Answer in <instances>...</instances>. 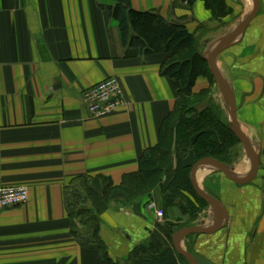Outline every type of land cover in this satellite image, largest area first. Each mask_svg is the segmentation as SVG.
Here are the masks:
<instances>
[{
    "label": "crops",
    "instance_id": "1",
    "mask_svg": "<svg viewBox=\"0 0 264 264\" xmlns=\"http://www.w3.org/2000/svg\"><path fill=\"white\" fill-rule=\"evenodd\" d=\"M225 1L232 11L218 26L200 0L190 9L179 0H129L133 11L154 12L192 34L206 26L207 52L254 9L253 0ZM115 4L0 0V185L29 192L25 205L0 213V264H107L73 235V227L83 226L67 215L65 192L82 176L103 175L118 186L137 172L176 99L161 75L165 56L125 57L118 23L103 11ZM216 67L234 99L239 130L259 157L258 168L251 182L238 185L210 165L200 167L196 182L221 203L226 219L219 231L184 236L179 245L199 264H264V0ZM110 77L121 83L126 105L94 118L82 93ZM224 165L245 180L253 162L246 155L232 169ZM144 203L113 205L100 215L98 236L114 264H131L135 250L151 243L156 226L171 224ZM219 216L207 207L200 224L190 226L213 229ZM171 245L174 250L172 238Z\"/></svg>",
    "mask_w": 264,
    "mask_h": 264
},
{
    "label": "trees",
    "instance_id": "2",
    "mask_svg": "<svg viewBox=\"0 0 264 264\" xmlns=\"http://www.w3.org/2000/svg\"><path fill=\"white\" fill-rule=\"evenodd\" d=\"M114 1L113 9L103 8V11L106 17L113 15L118 23L121 43L128 50L125 57L165 56L161 75L169 80L176 99L160 124L157 144L140 156L137 172L123 176L118 186L103 175L79 177L65 192V209L69 218L78 219L83 226V230L74 227L72 230L78 243L95 250L99 259L107 264H114L98 236L100 215L113 205L126 208L158 190L165 201L162 213L175 208L181 216L191 218L174 231L169 223L157 225V230L151 234V243L135 250V260L131 264H188L173 250L171 238L176 230L189 227L199 212L207 207L193 190L190 181L192 166L206 158L229 165L230 150L239 143L220 108L207 98L200 109L205 97L194 93L197 79L209 71L196 34L208 28L199 25L192 34L183 24L168 23L154 12L133 11L129 0ZM195 1L179 0L188 9ZM200 1L213 21L222 23L231 14L225 0ZM186 193L195 201H186L187 206L182 203Z\"/></svg>",
    "mask_w": 264,
    "mask_h": 264
},
{
    "label": "water",
    "instance_id": "3",
    "mask_svg": "<svg viewBox=\"0 0 264 264\" xmlns=\"http://www.w3.org/2000/svg\"><path fill=\"white\" fill-rule=\"evenodd\" d=\"M254 1V9L251 12V14L242 21V23L230 34H228L225 38H223L217 46L210 52L208 58H206V62L208 64V67L210 69V72L217 84L218 90L227 102L229 106V115H230V120H231V126L230 130L231 132L235 135V137L239 140L241 146L243 149L246 151L247 155L251 158L253 162V167L250 175L248 176L247 179L245 180H239L236 179L232 176L231 172L228 170L227 166H225L223 163L216 161L211 158H206L198 161L196 164L191 169L190 173V181L193 187V190L195 194L202 199L210 208H212L214 211L219 212V217H218V222L216 223V226L213 229L206 230L200 227H191V228H183L175 232L172 236V244L174 247L175 252L183 257L188 264H199L195 257H193L191 254L187 253L185 250L181 248L179 245V240L187 235H199V234H212L214 232H217L221 229V219L224 217L226 219L225 211L221 205V203L213 198L212 196L206 194L201 190V188L198 186L196 179H195V173L196 171L205 165H210L217 170H219L228 180L231 182L242 185V184H247L251 182L257 172L258 168V163H259V157L258 155L254 152L252 147L248 144V142L243 138L239 126L237 123L236 119V111H235V102L228 91L219 71L217 70L216 67V59L217 57L226 49V47L229 45L231 41H233L238 35H240L248 26L249 22L255 17L259 10V0H253Z\"/></svg>",
    "mask_w": 264,
    "mask_h": 264
},
{
    "label": "built area",
    "instance_id": "4",
    "mask_svg": "<svg viewBox=\"0 0 264 264\" xmlns=\"http://www.w3.org/2000/svg\"><path fill=\"white\" fill-rule=\"evenodd\" d=\"M82 100L88 113L94 118L107 117L119 111L126 105L121 83L117 78H107L82 93ZM29 200L26 187H3L0 185V213L25 205ZM150 211L155 212L158 218L163 216L156 205H148Z\"/></svg>",
    "mask_w": 264,
    "mask_h": 264
},
{
    "label": "rangeland",
    "instance_id": "5",
    "mask_svg": "<svg viewBox=\"0 0 264 264\" xmlns=\"http://www.w3.org/2000/svg\"><path fill=\"white\" fill-rule=\"evenodd\" d=\"M217 25L219 26L221 24L220 23L218 24V22H217ZM214 27L215 28L217 27L216 24H214ZM208 31L209 30L205 28L203 30V32L196 34V35L199 36V38H198V40H199V50H200V53L202 54L203 58H204V55H205V58L204 59L208 58V56L210 54V51L207 52L206 51L207 48H204V46H203V43H204L203 42V39L207 35ZM208 69H209V67H208ZM197 80H198V83L195 84L194 93H195V95H197V94L200 95V97H205L204 98V101L202 103H200L199 108L201 109L203 107V103L207 102V98H209L213 102V104H215L218 108H220V110L222 111V114H223L222 116L225 119V121L228 124V127L230 129L231 120H230V115H229V106H228L227 102L225 101V99L223 98V96L221 95V93L219 92L218 87H217V84H216V82H215V80H214V78H213V76H212V74L210 72V69H209L208 73L206 74V76L199 77ZM190 154H191V152L189 153V156L187 157V160L190 159ZM246 155H247V153L243 149V147L241 146L240 142L237 143L230 150V157H231L230 160H231V162L229 164V168L232 169V167L234 166V164L237 161H239V159L242 156H246ZM251 162H252V160H251ZM130 174H133V173H130ZM121 181H122V179H121ZM184 196H185V194H184ZM184 198L185 199L182 200V203H184L185 206H187V202L186 201H188V200L190 202H195V201H192L193 200L192 196H190L187 193H186V197H184ZM143 201L145 202L144 205H146V207H148V205L150 203H153V204L156 205L157 210H161V211L163 210L162 208H164V206H165V201L163 200V195L158 190H155L154 192L150 193V195H146V196L138 199L135 203H137V202H143ZM196 205H195V207H196ZM207 207H209V206L207 205ZM196 208H198V207H196ZM206 208H203L199 212L198 217H197V219L194 222H196L198 220V223L200 224V219H201L200 217L202 215V212ZM173 209H175V208H171V209L165 210V213H163V216L161 217V219L162 220H164V219L171 220L170 223L172 225L175 224V225H173L175 227V229L177 227H180L184 223H186L185 222L186 220L187 221L190 220V218H191L190 216H187V215L181 216L179 214V212H178V214H175L172 211ZM191 227L192 226H190V228Z\"/></svg>",
    "mask_w": 264,
    "mask_h": 264
}]
</instances>
